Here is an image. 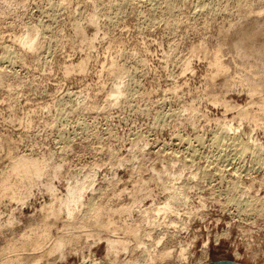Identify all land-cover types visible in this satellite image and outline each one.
Segmentation results:
<instances>
[{
  "label": "rangeland",
  "instance_id": "rangeland-1",
  "mask_svg": "<svg viewBox=\"0 0 264 264\" xmlns=\"http://www.w3.org/2000/svg\"><path fill=\"white\" fill-rule=\"evenodd\" d=\"M138 1L0 0V54L20 61L0 64V185L8 175L20 190L0 191V264H264V0H209L201 11L197 0ZM225 123L262 146V169L211 177L212 135ZM186 145L196 159L181 155ZM11 157L40 161L39 176L8 174ZM231 181L242 207L224 203ZM74 185L85 189L67 207ZM172 192V209L156 216ZM248 197L254 210L242 209ZM144 248L170 255L152 262Z\"/></svg>",
  "mask_w": 264,
  "mask_h": 264
},
{
  "label": "bare ground",
  "instance_id": "bare-ground-1",
  "mask_svg": "<svg viewBox=\"0 0 264 264\" xmlns=\"http://www.w3.org/2000/svg\"><path fill=\"white\" fill-rule=\"evenodd\" d=\"M145 0H143V1H141L140 3H142V2H144ZM147 1V0H146ZM155 1H157V0H155ZM177 0H162L161 1V3L163 2V4L165 3V6H163V7H166L165 9H169V7L173 4V2H176ZM179 1V0H178ZM136 2V1H135ZM139 1L137 0V3H138ZM149 2H150V0H149ZM153 2V1H152ZM208 2H210L209 0H197V2H195V4H196V11H201L202 10V8H207L208 7V5L210 4H208ZM139 3V4H140ZM147 3H148V1H147ZM146 3V4H147ZM139 4H137V5H139ZM143 4V3H142ZM153 4H154V2H153ZM156 4V3H155ZM158 4H160V1H159V3ZM157 4V5H158ZM162 4V5H163ZM144 5H145V3H144ZM150 5V4H149ZM156 5V6H157ZM148 6V5H147ZM151 6V5H150ZM150 6H149V8H150ZM155 6V5H154ZM153 5H152V7H154ZM156 6L154 7V9H156ZM158 6H160V7H158L159 9L162 7L161 5H158ZM172 7V6H171ZM146 8H148V7H146ZM152 9V8H151ZM151 9H148V11L150 10L151 11ZM155 10H153V12H154ZM152 12V11H151ZM148 14V13H147ZM149 15V14H148ZM147 15V16H148ZM152 15H153V13H152ZM152 15H150V16H152ZM149 16V17H150ZM143 18V17H142ZM144 18H145V16H144ZM143 18V19H144ZM89 21H91V19H89ZM40 27H42V26H40ZM44 29H45V27H44ZM33 30V29H32ZM43 30V29H42ZM35 31V30H34ZM34 31H31L29 34H28V36H27V38L26 39H23V41H22V46L21 47H23L22 49H24L25 50V52H30L31 50H33V48L35 47V32ZM41 31V30H40ZM43 32V31H42ZM45 32V31H44ZM43 32V33H44ZM42 34V33H41ZM42 36H44V35H42ZM24 37H26V35L24 36ZM234 46H236V44H234ZM41 47H43V45L41 46ZM40 47V48H41ZM3 49V48H2ZM1 49V54H0V64H1V67L2 66H11L16 60H17V58H18V54L17 53H15V52H13V50L11 51V50H9V48L7 49V47L6 48H4L3 50ZM11 49V48H10ZM46 49V48H45ZM42 50H43V48H42ZM217 53V52H216ZM216 56V55H215ZM218 57V56H217ZM214 57V59H211V60H213L212 61V65L215 67V69L216 70H218L219 68H221V66H222V63L221 62H219L218 61V58H220V57ZM17 62H18V64L20 63V61H19V59L17 60ZM211 63V62H210ZM221 63V64H220ZM16 65H17V63H16ZM185 66V65H184ZM212 66V67H213ZM2 67L3 68V70L5 69V68H7V67ZM13 67V66H12ZM12 67H10V68H12ZM15 67V66H14ZM223 68V67H222ZM221 68V69H222ZM15 69V68H14ZM76 69L77 70H81V66L80 65H78V66H76ZM221 69H219V70H221ZM1 70V69H0ZM8 70L10 71V69L8 68ZM13 70V69H12ZM11 70V71H12ZM72 70V69H71ZM215 70V71H216ZM4 71H6V72H8L7 70H4ZM4 71H0V77L1 76H4L5 75V72ZM222 71V70H221ZM218 72V71H217ZM120 94V92H119V90L118 89H114L113 91H112V93H111V95L112 96H114L115 98L118 96ZM69 98V97H68ZM115 98H113L114 99V101H115ZM70 99V98H69ZM70 101H69V103H67V104H69L70 105ZM69 105H67V106H69ZM66 108V107H65ZM67 110V109H66ZM68 110H69V108H68ZM241 110V109H240ZM240 110H238V111H240ZM62 111H65V110H61V112ZM242 111V110H241ZM60 112V113H61ZM237 112V111H236ZM262 112H264V111H262ZM59 113V114H60ZM64 113V112H63ZM62 113V115L64 116V114ZM65 113H67L66 111H65ZM238 113H240V112H238ZM254 114V113H253ZM60 116L61 117V119H62V117L63 116ZM65 115H67V114H65ZM240 116H241V118H243L244 120L246 119H250L251 118V123H252V121H254V122H258V118L256 119V117H259V116H255V115H252V113H248L247 111H243L242 112V114H239ZM68 116V115H67ZM168 117H169V115H167ZM236 116H238V115H236ZM59 117V115L58 116H56V118H58ZM59 117V118H60ZM65 117V116H64ZM63 117V118H64ZM163 117V116H162ZM167 117V118H168ZM165 118V117H164ZM166 118V119H167ZM239 118V117H238ZM55 120H57V119H55ZM65 120V119H64ZM241 120V119H240ZM160 121H164V120H161L160 119ZM77 123L79 124L80 122H78L77 121ZM77 123H76V125H77ZM81 124V123H80ZM79 124V125H80ZM240 124H241V122H240ZM253 124H256V123H253ZM224 125V124H223ZM258 125V124H257ZM78 126V125H77ZM220 126V127H219ZM217 125V129H216V131L214 132V134L212 135V145H211V147L213 148H215V152H214V154H212L211 155V153L209 154L211 157V159L209 158V156H208V158L211 160V162H213V164H214V168L213 169H211V170H213V173H212V175H211V177L212 176H216V178L217 177H219V180H220V178L223 180V178L222 177H225L224 176V174L226 175L227 174V170L229 169V168H227V166L228 165H233V168H234V171H236V172H233V175H235L237 172H243V173H245V171H247L248 169H250L251 167H253L254 168V166H259L260 167V165H261V157H262V152H263V149H262V146L260 145V146H258V144L256 145V143H254L252 140H246V141H243V140H241L240 139V136H238V133H239V131H238V133H237V131H235L237 128H238V125H237V128H234V127H231L232 125H229L228 123H225V126H223L222 127V125ZM256 127V126H255ZM80 128V127H79ZM258 128V127H257ZM239 130V129H238ZM255 130V129H254ZM213 132V131H212ZM243 135V134H242ZM250 137H248V139H249ZM197 138H195V140H196ZM243 139V138H242ZM211 141V140H210ZM179 143L181 142V141H178ZM187 142V141H186ZM185 142V143H186ZM182 143V142H181ZM189 143V142H188ZM197 143H199V141H197L196 140V144ZM190 144V143H189ZM201 144V143H200ZM196 145V146H201V145ZM180 145H182V144H180ZM183 145H184V142H183ZM209 145V144H208ZM178 146V145H177ZM190 146V145H189ZM192 146V145H191ZM178 147H180V146H178ZM193 147V146H192ZM174 148H177L176 146L174 147ZM181 148V147H180ZM184 148V147H183ZM182 148V149H183ZM191 147H187V145H186V148H184L185 149V151H184V153L183 152H181L180 150H178L179 152H181V153H183V154H181V155H185V153H186V158L188 157V158H195L194 156H197V154H196V152H194L193 151V149H190ZM194 148V147H193ZM211 148V149H212ZM213 148V149H214ZM183 149V150H184ZM164 150V149H163ZM175 150V149H174ZM182 150V151H183ZM160 151H162V150H160ZM177 152V151H176ZM178 152V153H179ZM177 153V155L179 156V154ZM194 154H196V155H194ZM207 156V155H206ZM180 157V156H179ZM12 158V157H11ZM11 158H10V160H11ZM181 158V157H180ZM183 158V157H182ZM181 158V159H182ZM187 158V159H188ZM205 158H207V157H205ZM263 158H264V156H263ZM8 159H9V157H8ZM7 159V160H8ZM196 159V158H195ZM194 159V160H195ZM9 160V161H10ZM12 160H15L10 166H11V170H9V171H11L10 173H8V174H11V175H14V176H18L19 175V173H21V177L22 178H25V179H28V180H31V179H35L36 177H38L39 176V174H40V172H41V162L40 161H38V160H34V159H30V158H24V157H19V158H17V159H14V158H12ZM183 160H185V158L184 159H182V163H184L185 161H183ZM193 160V159H192ZM191 161V160H190ZM189 161V162H190ZM207 161V160H206ZM263 161V160H262ZM210 162V163H211ZM9 164H10V162H8ZM188 163V162H187ZM191 163V162H190ZM190 163L188 164L189 166H190ZM206 163H208V162H206ZM260 163V165H258ZM192 164V163H191ZM187 165V166H188ZM185 166H186V164H185ZM207 166V165H206ZM209 166H211V165H209ZM264 166V165H263ZM205 167V166H204ZM208 167V166H207ZM255 167V168H256ZM202 168V167H201ZM200 168V169H201ZM261 168V167H260ZM10 169V168H9ZM204 169H207V168H204ZM232 169V168H231ZM259 169V168H258ZM257 169V170H258ZM262 169V168H261ZM202 170V169H201ZM254 171V169H252L251 168V171ZM256 170V169H255ZM256 170V171H257ZM204 171V170H203ZM203 171H201V172H199V173H202ZM225 171H227L226 173H225ZM259 171V170H258ZM249 172V171H248ZM247 172V173H248ZM204 173H205V171H204ZM229 173V172H228ZM235 173V174H234ZM250 173V172H249ZM254 173V172H253ZM209 174H211V173H209ZM231 174L232 173H230L228 176H231ZM252 174V173H251ZM197 175V174H196ZM240 175V174H239ZM241 175H244V174H242L241 173ZM246 175V174H245ZM245 175H244V177H245ZM250 175V174H249ZM209 176V175H208ZM227 176V177H228ZM7 177V179H8V175L6 176ZM5 177V178H6ZM213 177V178H214ZM232 177H234V176H232ZM236 177V176H235ZM237 177H239L238 175H237ZM208 178V177H207ZM212 178V179H213ZM229 178V177H228ZM251 178V177H250ZM7 179H2L3 181L1 182V185H0V191H8V192H10L9 194L6 192V193H4V194H6V196L7 195H10V197L11 198H14L17 194H18V192H17V190H18V188L16 187V185L15 186H12V185H14L15 183H13V184H7ZM215 179V178H214ZM235 179V178H234ZM240 179V178H239ZM218 180V179H217ZM225 180V179H224ZM238 180V179H237ZM222 182V181H221ZM218 183H220V181H218ZM237 183V182H236ZM18 184H19V181H18ZM238 183L237 184H235V182L234 181H231L230 182V184H229V187H228V189H227V191L225 192V194L223 193V195H224V197H225V199H224V203H226V206L227 205H229V206H231V205H234V206H237V208H238V205L239 204H241L242 203V201H240V203H238L239 201H238V199H237V193L239 192L240 193V189H238ZM17 186H19V185H17ZM21 186V185H20ZM240 186V185H239ZM22 187V186H21ZM17 188V189H16ZM240 188V187H239ZM85 189V187L83 186V185H74V186H70V187H68L67 188V190H66V194H67V196L68 197H66V199L63 201V202H65L66 200H67V202L65 203V205L68 207L69 206V204L70 203H73L74 205H76V204H78V203H80V200H81V198H82V191ZM247 189V188H246ZM19 192H20V190H18ZM224 191V190H223ZM222 191V192H223ZM242 191H243V189H242ZM241 191V192H242ZM3 192H0L1 194L3 193ZM173 193V192H172ZM175 193V192H174ZM168 194L169 195V198L170 199H167L166 200V202L165 203H163L162 204V206L161 207H158V208H156L155 209V215L157 216V215H159L160 213H162V214H164V213H166V211H170L171 209H172V207H171V205L173 204V201L175 200L174 198H176V193L175 194ZM181 193V192H180ZM182 194V193H181ZM222 194V193H221ZM2 196H3V194H2ZM178 196V195H177ZM221 197H222V195H220ZM4 197V196H3ZM10 197H8V198H10ZM180 197V195L178 196V198ZM246 197V196H245ZM68 198H70V199H68ZM223 198V197H222ZM242 198V197H241ZM241 198H239V200L241 199ZM174 199V200H173ZM243 200V199H242ZM175 201H177V200H175ZM257 201H259V199L257 198V199H255V198H253V197H248V199H246V201H244L245 202V204H244V208H242V209H244L245 211L247 210L248 211V209L249 208H254L256 205H259V204H256V202ZM63 202H60V203H63ZM260 202V201H259ZM258 203V202H257ZM254 204H255V206H254ZM222 205H223V203H222ZM228 206V207H229ZM234 206H233V209H236V208H234ZM251 206H253V207H251ZM228 207H226V209L228 208ZM241 207H242V204H241ZM264 207V206H263ZM240 208V207H239ZM260 208H262V207H260ZM231 209V208H230ZM232 209V210H233ZM256 209V208H255ZM225 210V209H224ZM229 210V209H228ZM227 210V211H228ZM241 210V209H240ZM251 210V209H250ZM254 210V209H253ZM252 210V211H253ZM261 211L263 210V209H260ZM226 211V212H227ZM234 212H235V210H233ZM243 211V210H242ZM241 211V214L237 211V213H239L240 215H243L242 213H244V212H242ZM258 211V210H257ZM251 212V211H250ZM255 212V211H254ZM253 212V213H254ZM230 213H231V211H230ZM237 213H235L237 216H238V214ZM249 213V212H248ZM228 214V213H227ZM231 214H233V213H231ZM245 215H246V213H244ZM251 214V213H250ZM249 214V215H250ZM257 214V213H256ZM93 215L95 216L96 214L95 213H93ZM66 216L67 217H71L72 216V210L71 209H69V208H66ZM92 216V215H91ZM91 216L90 217H88L89 219L91 218ZM230 216V215H229ZM233 216H235V215H233ZM236 216V217H237ZM247 216V215H246ZM97 217V216H96ZM96 217H94V218H96ZM240 217V216H239ZM93 219V218H92ZM172 224V223H171ZM173 225V224H172ZM70 226V225H69ZM147 234V233H146ZM150 235V234H149ZM133 236V235H132ZM135 236V235H134ZM147 237H150V236H148V235H146ZM136 237V236H135ZM34 238H37V240H38V237H34ZM41 239V238H40ZM74 239H76V238H74ZM37 240H36V242H37ZM42 240V239H41ZM40 241V240H39ZM161 240L159 239V240H157L156 242H155V244H158L159 242H160ZM35 242V243H36ZM38 243V242H37ZM40 243V242H39ZM140 243H142V242H140ZM41 245H42V242L40 243ZM39 244V245H40ZM107 244L108 245H106V246H108V249H113V250H119V251H121V250H126L127 249V247H125L124 246V244H123V241H121V240H107ZM143 244V243H142ZM39 245H38V247H39ZM40 245V246H41ZM62 245V241H58L56 244H55V246H54V250L55 249H59V247ZM35 246H37V244L35 245ZM154 246V245H153ZM206 246V244L204 245V247ZM156 248V247H155ZM37 249V248H36ZM121 249V250H120ZM153 249V248H152ZM158 249V248H157ZM157 249L156 250H154V251H156L157 252ZM162 249H164V248H162ZM185 248H180L178 251H179V253H177L178 254V257L180 258H178L177 256H176V258H178V260H185V257H184V250ZM8 250H10V249H8ZM166 250V251H165ZM165 250H162V251H158V253H156V254H151L150 252H149V250L147 249V248H144V252L143 253H145V255L144 254H142L143 255V257L144 256H147L146 258H148L149 260H152V262H155V261H153V260H155V258L157 259V258H160V260L161 259H164L165 257H168L169 255H170V250L169 251H167V249H165ZM127 251V250H126ZM116 252V251H115ZM151 252H152V250H151ZM141 255V256H142ZM186 256V255H185ZM140 257V256H139ZM145 259V258H144ZM147 259V260H148ZM134 260H136V259H134ZM146 260V261H147ZM145 261V260H144ZM143 261V259H142V263L144 262ZM136 262H137V260H136ZM132 263H133V261H132ZM138 263V262H137ZM184 263V262H183ZM3 264V263H2ZM126 264V263H125ZM128 264H130L129 262H128ZM148 264V263H147ZM149 264H151L150 262H149ZM152 264H154V263H152ZM198 264H202V263H198Z\"/></svg>",
  "mask_w": 264,
  "mask_h": 264
},
{
  "label": "water",
  "instance_id": "water-1",
  "mask_svg": "<svg viewBox=\"0 0 264 264\" xmlns=\"http://www.w3.org/2000/svg\"><path fill=\"white\" fill-rule=\"evenodd\" d=\"M211 264H213V263H211ZM220 264H237V263H234V262H224V263H220Z\"/></svg>",
  "mask_w": 264,
  "mask_h": 264
}]
</instances>
